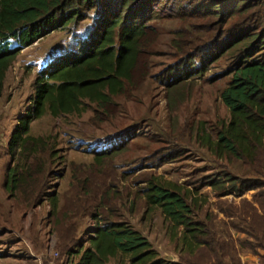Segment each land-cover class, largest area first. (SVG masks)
I'll use <instances>...</instances> for the list:
<instances>
[{"label": "rangeland", "instance_id": "1", "mask_svg": "<svg viewBox=\"0 0 264 264\" xmlns=\"http://www.w3.org/2000/svg\"><path fill=\"white\" fill-rule=\"evenodd\" d=\"M194 22L151 21L152 45L133 83L113 98L114 105L105 111L87 103L81 114H46L33 121L30 134L47 143L44 152L25 162L18 151L11 161L7 147L17 117L29 105L40 71L55 58L76 51L75 37L83 38L91 21L49 33L21 50L6 72L0 95V264H72L77 257L67 256V248L74 244L62 246L58 235L74 225L72 237L87 247L94 226L90 216L96 212L113 221L126 220L166 261L209 264L204 251L195 250L190 239L183 237L182 228H175L159 209L145 205L141 190L153 176L181 186L188 200H193L195 219L234 245L240 259L243 243L251 239L238 214L244 207L242 200L252 204L255 191L240 198L218 197L203 186L206 177L223 170L240 177L255 176L241 161L216 158L203 145L208 135L215 141L220 125L229 120L220 92L230 76L212 80L225 70V60L215 63L203 78L172 88L160 79L162 70L176 60L171 46L174 31ZM17 164L21 172L31 168L33 196L6 186L7 169ZM36 166L43 168L42 173H35ZM39 192L43 202L32 207ZM52 192L57 193L59 205L49 217L46 199ZM223 260L230 264L227 257ZM108 264L130 262L118 254Z\"/></svg>", "mask_w": 264, "mask_h": 264}, {"label": "trees", "instance_id": "2", "mask_svg": "<svg viewBox=\"0 0 264 264\" xmlns=\"http://www.w3.org/2000/svg\"><path fill=\"white\" fill-rule=\"evenodd\" d=\"M160 18L195 21L173 33L176 60L160 73L167 88L201 79L215 63L225 60V70L212 80L230 76L220 92L229 120L220 125L215 141L208 135L203 145L216 158L241 161L255 176L223 170L206 177L203 186L218 197L240 198L255 191L252 204L240 199L244 207L238 217L251 239L242 247L263 251L264 264V0H0V95L6 72L22 49L49 33L91 21L83 38L75 37L77 50L50 61L36 77L30 103L17 117L8 140L11 161L17 151L24 162L44 152L47 142L30 134L33 121L46 114H81L87 103L105 111L114 105L113 98L122 95L140 71L155 37L150 22ZM28 167L24 172L18 164L9 167L5 184L11 191L20 189L33 196ZM36 168L35 173H42L41 166ZM141 191L145 205L159 209L175 228H182L183 237L195 250L204 251L209 264H227L226 257L230 264H241L234 245L195 219L193 200L181 186L153 176ZM46 200L52 217L58 211L57 193H49ZM42 202L39 192L31 206ZM90 217L94 226L87 247L72 237L74 225L58 235L62 246L74 244L67 248V256L77 257L72 264H108L118 254L127 256L130 264H179L162 259L126 220L113 221L99 212Z\"/></svg>", "mask_w": 264, "mask_h": 264}, {"label": "crops", "instance_id": "3", "mask_svg": "<svg viewBox=\"0 0 264 264\" xmlns=\"http://www.w3.org/2000/svg\"><path fill=\"white\" fill-rule=\"evenodd\" d=\"M30 246L32 247V245ZM262 252L263 251L261 250H257V252L255 253L252 250L245 248L244 250H242V255L239 256V261L242 264H263L260 259V255H262Z\"/></svg>", "mask_w": 264, "mask_h": 264}]
</instances>
